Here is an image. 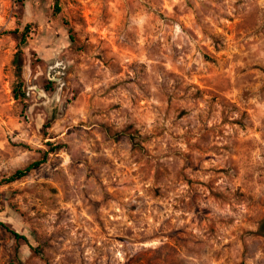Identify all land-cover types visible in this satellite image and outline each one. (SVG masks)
Segmentation results:
<instances>
[{
	"label": "rangeland",
	"instance_id": "rangeland-1",
	"mask_svg": "<svg viewBox=\"0 0 264 264\" xmlns=\"http://www.w3.org/2000/svg\"><path fill=\"white\" fill-rule=\"evenodd\" d=\"M54 3L0 0V264H264V0Z\"/></svg>",
	"mask_w": 264,
	"mask_h": 264
},
{
	"label": "trees",
	"instance_id": "trees-1",
	"mask_svg": "<svg viewBox=\"0 0 264 264\" xmlns=\"http://www.w3.org/2000/svg\"><path fill=\"white\" fill-rule=\"evenodd\" d=\"M59 0H55V10L58 11L59 10ZM26 39L25 34H22L21 40H20V45L22 43H24ZM22 51L20 48H18V50L15 52L13 58H12V65L14 66L15 69V75L17 78L16 84L13 88V93L14 96L16 98H22L25 96V92L23 90V64H22ZM46 160V156L42 157L41 159L35 160L31 163H29L28 165H26L23 168H19L16 169L11 176H9V178H7V180H14L16 178H20L24 175L27 174V172H29L31 169L39 166L41 163H43ZM2 224V223H0ZM3 225V224H2ZM9 231L12 233V235L14 236L15 239H20V238H24L23 235L19 234L18 232H16L15 230L9 229Z\"/></svg>",
	"mask_w": 264,
	"mask_h": 264
}]
</instances>
